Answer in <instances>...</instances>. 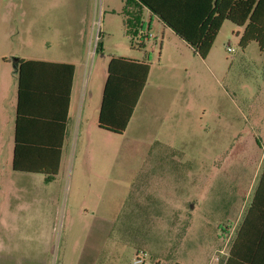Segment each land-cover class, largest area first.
<instances>
[{"label":"rangeland","instance_id":"374dc122","mask_svg":"<svg viewBox=\"0 0 264 264\" xmlns=\"http://www.w3.org/2000/svg\"><path fill=\"white\" fill-rule=\"evenodd\" d=\"M170 31L134 0H0V79L15 57L71 63L88 123L112 57L150 67L126 131L82 128L74 158L71 114L49 182L12 171L3 126L0 264L224 263L264 163V49L225 21L203 60Z\"/></svg>","mask_w":264,"mask_h":264},{"label":"trees","instance_id":"16d2710c","mask_svg":"<svg viewBox=\"0 0 264 264\" xmlns=\"http://www.w3.org/2000/svg\"><path fill=\"white\" fill-rule=\"evenodd\" d=\"M134 1L172 30L194 55L203 60L225 21L242 28V32L237 33L242 49L251 42L257 43L260 50L264 49V0ZM17 64L12 170L41 174L50 179L59 168L74 66L21 58ZM149 68L147 62L135 59L112 57L109 60L97 117L101 131L117 135L126 131L147 83ZM31 100L37 101L34 108L30 105ZM59 111L61 115L57 117ZM262 184L264 167L249 212L264 197L262 190L260 193ZM236 241V238L232 241L228 252L229 261L236 258Z\"/></svg>","mask_w":264,"mask_h":264},{"label":"crops","instance_id":"0c3cea01","mask_svg":"<svg viewBox=\"0 0 264 264\" xmlns=\"http://www.w3.org/2000/svg\"><path fill=\"white\" fill-rule=\"evenodd\" d=\"M168 30L170 29L168 28ZM170 32H173V31L171 30ZM135 60H138V59H135ZM25 61H29V60H25ZM31 61H41V60H31ZM42 62L57 63V64H71V63L56 62V61H42ZM3 63L7 65L9 64V61L3 60ZM73 66H74V72H73V78H72V83H71V91H70V96H69V104L67 108V117H66V124H65V129H64L63 140H62L58 172L62 165L64 145H65V140H66V134L68 131L67 130L68 124L71 119V114L72 113L75 114V122H76V129H75L76 136L74 138V145L72 147V153H71L72 157L74 158L75 152L77 149V142H79V133L82 128L83 130L86 131V133H88L90 127L91 128L93 127V123L97 125L98 110H99V105H100L99 103L96 109L95 122L93 120L91 121V123L90 122L88 123V117L90 114L89 105H90V100L92 98L93 91L90 90V92H88L87 85H85L83 89V81L81 82V76L83 72L82 70H78L77 66L75 65ZM149 73H150V70H149ZM12 76H13L12 81H10L6 77H4L3 79H0V131L5 124H8V127H10V124H11L12 129H13L12 139H13V149H14L15 111H16V106H17V80H16L17 73L12 72ZM15 85H16V89H15ZM33 85L34 84H32V89H33ZM87 92L89 93L88 101L86 98ZM30 93L31 95L37 94V92H30ZM60 93H61V89H60ZM7 101H8V104H10L9 106L6 104ZM36 103H37L36 100H31V104H30L31 107L34 108ZM8 112H9V116L7 115ZM60 115L61 114L59 111L57 117H59ZM91 115L93 119L94 113H91ZM6 118H7L6 120L7 122H5ZM97 129L100 130L98 126H97ZM12 157H13V152H12ZM263 167H264V163L261 164L259 172H257V174L254 177L255 182L252 184L251 193L249 195L250 198L247 201V205L244 202H242L241 204L242 213H241V216L237 224L231 227L230 230L228 229L225 230L226 235L232 233V239L228 246L226 258L223 264H264V197H262V201L260 200L261 203L254 206L249 212V205L259 185ZM11 168H12V161H11ZM16 173H21V172H16ZM26 174H31V173H26ZM34 175H41V174H34ZM41 176L44 177L46 182H49L51 181V179H53V177L50 179H47L45 175H41ZM261 186H262V189H260V193L262 190V194H263L264 185L262 184ZM235 238L237 240L236 247H234V254L236 258L234 260L229 261L228 252L231 249L232 241ZM1 261L2 260L0 257V262Z\"/></svg>","mask_w":264,"mask_h":264},{"label":"water","instance_id":"95a60500","mask_svg":"<svg viewBox=\"0 0 264 264\" xmlns=\"http://www.w3.org/2000/svg\"><path fill=\"white\" fill-rule=\"evenodd\" d=\"M17 60H18V58H17V57H15V58H13V59H12V64H13V72H14V73H17V69H18Z\"/></svg>","mask_w":264,"mask_h":264},{"label":"built area","instance_id":"2783aa9c","mask_svg":"<svg viewBox=\"0 0 264 264\" xmlns=\"http://www.w3.org/2000/svg\"><path fill=\"white\" fill-rule=\"evenodd\" d=\"M227 51H228V52H231L232 49H231V48H227ZM141 263H142V260H141L140 258H136V259L134 260V263H133V264H141Z\"/></svg>","mask_w":264,"mask_h":264}]
</instances>
